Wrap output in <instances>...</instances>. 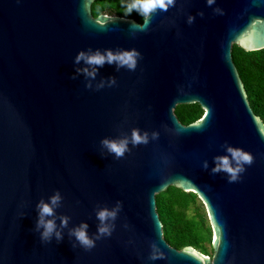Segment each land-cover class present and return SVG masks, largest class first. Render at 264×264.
Listing matches in <instances>:
<instances>
[{"label":"water","instance_id":"water-1","mask_svg":"<svg viewBox=\"0 0 264 264\" xmlns=\"http://www.w3.org/2000/svg\"><path fill=\"white\" fill-rule=\"evenodd\" d=\"M94 1L0 0V264H264V124L232 56L234 44L264 49V0H176L134 33L143 22L93 17ZM88 48H135L142 58L135 71L105 64L89 89L83 75L70 78ZM108 77L116 84L96 90ZM196 104L207 115L182 125L174 110ZM134 127L159 137L121 159L102 149ZM225 142L253 156L235 182L210 172ZM171 186L203 203L211 259L164 238L155 195ZM56 190L57 215L71 217L69 228L87 222L90 236L97 206L122 201L112 235L90 251L68 229L41 242L36 204Z\"/></svg>","mask_w":264,"mask_h":264},{"label":"clouds","instance_id":"clouds-1","mask_svg":"<svg viewBox=\"0 0 264 264\" xmlns=\"http://www.w3.org/2000/svg\"><path fill=\"white\" fill-rule=\"evenodd\" d=\"M215 0H206L208 6H212ZM176 0H127L125 4L126 15L130 16L134 11L142 17V24H131L133 33L136 30L146 31V26L150 22V18L158 12H166L170 7H174ZM219 12V9H214ZM198 15L203 16L200 12ZM195 17L189 15L187 22H194ZM142 58V54L135 48L132 49H95L88 48L80 50L74 58V65H83L75 67L74 74L70 77L75 80L78 76L83 75L87 80L86 87L93 88L92 81L96 79L99 69L105 64L115 65L118 71L121 68H126L129 71H135L138 60ZM116 84L115 77H108L107 80H101L95 85L96 90L104 88L106 85L111 87ZM159 133L153 131H141L139 128H132L130 135L122 133L117 138L105 137L100 141L102 149L106 150L107 154L113 155L116 159H121L126 153L131 151L132 147L139 145H147L151 140L158 139ZM222 147L226 154L213 157L214 167H211V174H219L221 172L227 174L229 182H235L240 179L241 174L246 170L245 165L253 163V156L244 151L242 148L233 147L225 142ZM103 156V153L101 154ZM203 169L208 170V161L205 160L202 165ZM63 196L59 190L48 197L47 201L41 198L36 204L37 220L35 223V231L39 232L40 241L50 243L53 238L60 242L64 238L63 230L68 229V236L74 237L79 246L90 251L96 246V241L110 237L115 230V221L122 210V201H116L111 208L107 206H97L95 209L96 219L99 221L97 231L92 236L89 235V224L81 222L79 225L69 228L71 220L70 216L57 215V209L62 207ZM57 219L60 223L57 225ZM126 227V225H125ZM76 245L73 244V248ZM152 252L149 259L155 260L158 258V249L153 244Z\"/></svg>","mask_w":264,"mask_h":264},{"label":"trees","instance_id":"trees-1","mask_svg":"<svg viewBox=\"0 0 264 264\" xmlns=\"http://www.w3.org/2000/svg\"><path fill=\"white\" fill-rule=\"evenodd\" d=\"M127 0H95L91 5L93 17L99 15L119 16L142 23L135 11L126 15ZM234 63L239 71L250 106L264 124V49L247 51L238 44L232 48ZM200 106H177L174 115L184 126L196 124L204 117ZM156 211L166 241L174 248L183 250L191 246L205 256H213L212 227L206 209L192 192L171 186L155 195Z\"/></svg>","mask_w":264,"mask_h":264},{"label":"rangeland","instance_id":"rangeland-1","mask_svg":"<svg viewBox=\"0 0 264 264\" xmlns=\"http://www.w3.org/2000/svg\"><path fill=\"white\" fill-rule=\"evenodd\" d=\"M212 239L214 240V236L212 235ZM210 259H211V257H210Z\"/></svg>","mask_w":264,"mask_h":264},{"label":"snow or ice","instance_id":"snow-or-ice-1","mask_svg":"<svg viewBox=\"0 0 264 264\" xmlns=\"http://www.w3.org/2000/svg\"><path fill=\"white\" fill-rule=\"evenodd\" d=\"M205 115H207V113H205Z\"/></svg>","mask_w":264,"mask_h":264}]
</instances>
